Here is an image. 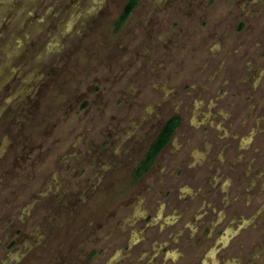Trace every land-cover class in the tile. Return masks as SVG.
<instances>
[{
    "label": "rangeland",
    "instance_id": "rangeland-1",
    "mask_svg": "<svg viewBox=\"0 0 264 264\" xmlns=\"http://www.w3.org/2000/svg\"><path fill=\"white\" fill-rule=\"evenodd\" d=\"M130 1L0 0V264H264V0Z\"/></svg>",
    "mask_w": 264,
    "mask_h": 264
},
{
    "label": "trees",
    "instance_id": "trees-1",
    "mask_svg": "<svg viewBox=\"0 0 264 264\" xmlns=\"http://www.w3.org/2000/svg\"><path fill=\"white\" fill-rule=\"evenodd\" d=\"M137 2L138 0H131L130 3L125 7L121 15L119 24H122L123 22L126 21V19L130 16L133 9L137 5ZM179 124H180V119L177 117H173L160 131L157 138L151 144L149 151L147 153V157L144 160L143 173L149 170L150 166L152 165V163H154L157 156L168 145L174 131L179 126ZM143 173H140V175H142Z\"/></svg>",
    "mask_w": 264,
    "mask_h": 264
},
{
    "label": "flooded vegetation",
    "instance_id": "flooded-vegetation-1",
    "mask_svg": "<svg viewBox=\"0 0 264 264\" xmlns=\"http://www.w3.org/2000/svg\"><path fill=\"white\" fill-rule=\"evenodd\" d=\"M174 117H177V118H179L180 119V117H178V116H174ZM173 118V117H172ZM172 118H170V119H172ZM169 119V120H170ZM169 120H167L160 128H159V130H158V132H157V135H156V137H155V139L157 138V136L159 135V133H160V131L163 129V127L168 123V121ZM181 126V119H180V124H179V126L176 128V130L174 131V133H173V135H172V137H171V139H170V141L172 140V138H173V136H174V134H175V132L177 131V129L179 128ZM169 141V142H170ZM152 144V143H151ZM151 146V145H150ZM150 148V147H149ZM148 151H149V149H148ZM148 151H147V153H148ZM163 151V150H162ZM147 153L145 154V156L143 157V159L140 161V164H139V166L137 167V169H136V174L137 175H140V173H143V167H144V160L146 159V157H147ZM160 155V154H159ZM158 155V156H159ZM157 156V157H158ZM149 171V170H148ZM147 172V171H146ZM145 172V173H146ZM144 174V173H143Z\"/></svg>",
    "mask_w": 264,
    "mask_h": 264
},
{
    "label": "bare ground",
    "instance_id": "bare-ground-1",
    "mask_svg": "<svg viewBox=\"0 0 264 264\" xmlns=\"http://www.w3.org/2000/svg\"><path fill=\"white\" fill-rule=\"evenodd\" d=\"M22 47V46H21ZM34 75V74H33Z\"/></svg>",
    "mask_w": 264,
    "mask_h": 264
}]
</instances>
